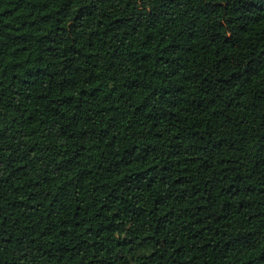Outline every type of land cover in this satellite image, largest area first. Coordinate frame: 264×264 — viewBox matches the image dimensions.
<instances>
[{"label":"trees","instance_id":"1","mask_svg":"<svg viewBox=\"0 0 264 264\" xmlns=\"http://www.w3.org/2000/svg\"><path fill=\"white\" fill-rule=\"evenodd\" d=\"M0 264H264V0H0Z\"/></svg>","mask_w":264,"mask_h":264}]
</instances>
